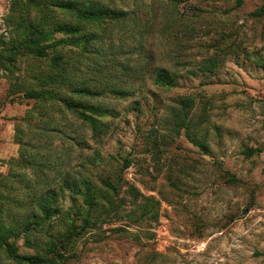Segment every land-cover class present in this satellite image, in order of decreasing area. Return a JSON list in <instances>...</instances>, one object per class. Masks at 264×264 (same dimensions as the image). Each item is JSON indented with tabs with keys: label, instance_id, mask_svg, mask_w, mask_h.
<instances>
[{
	"label": "rangeland",
	"instance_id": "374dc122",
	"mask_svg": "<svg viewBox=\"0 0 264 264\" xmlns=\"http://www.w3.org/2000/svg\"><path fill=\"white\" fill-rule=\"evenodd\" d=\"M78 2L129 13L83 23L94 54L68 47L77 80L100 92L87 102L107 114L96 115V131L60 104L42 118L43 103L21 94L11 101L12 80L0 66V181L11 186L6 194L29 200L43 183L58 189L66 177H83L118 215L105 214L69 245L59 237L65 228L52 221L38 248L27 247L25 236L17 241L20 253L43 254L53 236L70 256L54 264H264V0L241 7L237 0ZM12 3L0 0V39L7 42ZM45 68L20 57L19 82L36 87L33 78ZM161 69L174 87L156 83ZM43 128L53 143L51 169L20 166L41 160ZM103 180L120 183L118 194ZM59 205L83 224L75 214L86 209L82 198L65 189ZM1 264L19 263L2 254Z\"/></svg>",
	"mask_w": 264,
	"mask_h": 264
},
{
	"label": "trees",
	"instance_id": "16d2710c",
	"mask_svg": "<svg viewBox=\"0 0 264 264\" xmlns=\"http://www.w3.org/2000/svg\"><path fill=\"white\" fill-rule=\"evenodd\" d=\"M244 1L237 0V7H241ZM33 11H36V14H33ZM128 16L127 12L104 5L96 4L87 7L78 0H13L10 23L14 35L9 42L3 38L0 39V66L12 80L8 94L11 101L21 94L27 100L43 103L40 111L42 118L51 111L52 105L60 104L65 111L71 112L79 120L88 123L93 130H98L99 119L96 117L107 113L89 104L87 99L100 95V92L92 90L86 84L87 82L77 80L78 66L75 63L76 59L68 55L70 51L68 47L76 48L81 56L87 53L94 54L95 52L90 50L93 33H87V26L83 23L98 26L105 24L106 21L125 20ZM22 56H30L38 62L45 63L46 68L37 72L33 78L37 83L36 87L31 88L19 82L18 63ZM217 63V61L211 62L207 69L213 71ZM174 81V77L166 70L158 71L157 84L174 87ZM111 93L123 96L120 90H112ZM48 103L53 104L48 105ZM190 127L191 125H188V130ZM45 130L43 128V133L37 135L41 140L37 147V154L39 153L41 160L33 162L24 159L20 166L24 164L27 167L35 164L42 168L40 169L42 172L51 169L52 161L49 156L52 150L47 148H52L53 143ZM55 131L58 130L55 129ZM18 139L21 146H27L21 132ZM197 144L200 143L197 142ZM200 145L205 148L203 144ZM246 153L252 156L256 151L247 150ZM130 166L131 163L127 160L125 168L128 169ZM229 181L237 182L231 175H229ZM103 184L108 190L118 194L120 183L103 180ZM10 187L0 181V264L2 254H6L9 259L19 264H54L58 259L64 261L70 256L59 252L53 236L49 237L45 244L43 254L20 253L16 243L25 236L27 247L38 248V240L42 239L37 238L38 235L50 234L55 227L52 221H55L66 230L65 233L59 234L61 242L69 245L76 242L83 232L101 221L105 214L115 212L118 215V208L114 206V202L104 196L91 180L83 177L82 179L66 177L58 189L51 188L50 183H43L42 189L31 190L28 194L29 200L27 197L19 198L6 194L5 190ZM65 189L82 198V204L86 209L83 210L80 207L75 212L83 223L81 226H77L71 212H64L59 205Z\"/></svg>",
	"mask_w": 264,
	"mask_h": 264
}]
</instances>
